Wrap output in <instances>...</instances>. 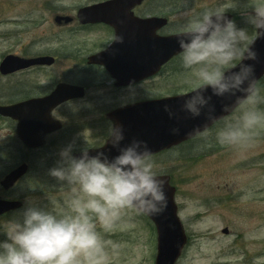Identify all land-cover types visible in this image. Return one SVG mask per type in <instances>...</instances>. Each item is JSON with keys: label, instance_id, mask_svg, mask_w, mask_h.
Instances as JSON below:
<instances>
[{"label": "clouds", "instance_id": "1", "mask_svg": "<svg viewBox=\"0 0 264 264\" xmlns=\"http://www.w3.org/2000/svg\"><path fill=\"white\" fill-rule=\"evenodd\" d=\"M239 3L232 0L227 7L186 13L187 22L177 42L191 92L178 102V108L163 105L169 119L203 116L206 127L221 119L214 97L222 101L234 97L237 104L249 105L233 122L216 131L220 145H237L264 126V110L255 107L257 65L264 64V55L255 42L264 38V0L244 4L241 15L250 27L238 26L227 15ZM117 39L122 42L123 37ZM233 107L227 102L221 105L224 113ZM170 131L179 134L180 128L175 126ZM107 137L111 148L94 155L87 139L79 156L74 155V143L60 149L56 166L48 174L60 182V188L68 190L64 201L68 211L27 201L19 214L0 228L5 237L0 239V264H105L107 257L95 221L109 229L125 210L143 216L166 211L167 181L155 169L148 142L134 138L125 144L124 126L115 122H110ZM112 149L118 154L110 156Z\"/></svg>", "mask_w": 264, "mask_h": 264}, {"label": "flooded vegetation", "instance_id": "2", "mask_svg": "<svg viewBox=\"0 0 264 264\" xmlns=\"http://www.w3.org/2000/svg\"><path fill=\"white\" fill-rule=\"evenodd\" d=\"M112 1L115 0H91L73 6L72 10L61 4L45 5L46 10L39 17H30L28 24L33 27L34 23L36 29L26 34V51L16 53L11 50L0 55V108H18L30 103L43 114L47 111L48 97L60 91L51 111V119L57 129L42 138L39 148L29 147L19 137V120L0 114V124H9L6 129L0 127V156H13L16 141L23 156L18 163L0 164V200L25 204V195H30L32 189L39 193L46 189L42 182L39 188L35 182H32V189L29 187L33 181L32 168L13 187L3 185L20 163L27 162V155L42 154L41 151L44 153L49 148H63L74 143V155L79 156L80 149L86 146V139L93 147L90 153L102 150L99 148L106 149L110 146L107 145L110 122L118 124L129 119L132 124L131 120L138 121L132 116L123 117L118 111L191 92L185 83L188 75L175 80L177 71H184L182 64L178 63L180 53L153 72L160 62V54L173 50L170 45H160L161 39L179 35L187 22L186 13L195 15L217 6L171 4V0L99 6ZM102 9L124 13L107 12L101 15L99 12ZM227 14L232 15L236 22L239 20V14L232 11ZM160 19L165 21L161 25ZM118 37H123L122 42ZM142 37L147 38L146 43L140 42ZM9 57L34 63L3 73L1 67ZM51 70L57 77L49 87L47 74ZM162 77L168 78L167 83L164 84ZM176 82L181 83L182 89H176ZM89 104L91 107L87 106ZM24 107L26 110L27 106ZM30 113L36 115L35 110ZM219 125L216 123L183 145L155 154L153 159L182 147H193ZM5 130L10 136L1 139ZM209 144L217 148L216 140L209 138ZM16 212L0 216V221H10Z\"/></svg>", "mask_w": 264, "mask_h": 264}, {"label": "rangeland", "instance_id": "3", "mask_svg": "<svg viewBox=\"0 0 264 264\" xmlns=\"http://www.w3.org/2000/svg\"><path fill=\"white\" fill-rule=\"evenodd\" d=\"M89 2L91 0H0V55L11 50L26 51V34L36 29L34 23L33 27L28 24L30 17H39L45 12V5L61 4L72 10L73 6ZM246 2L240 0L238 8L229 10L240 15L237 21L240 27H250L241 15ZM174 3L227 7L232 0H171V4ZM184 75H188L185 69L177 71L175 80ZM47 76L50 87L57 76L54 70ZM161 80L165 84L168 78ZM182 87L176 82L177 90ZM255 100V107L264 110V81ZM248 106L245 104L193 147H182L153 159L159 173L172 177V185L177 189L179 216L190 240L178 264H264V126L253 130L237 145H220L216 141L217 148H212L209 144V138L216 140L220 127L233 122ZM8 126L0 124L3 129ZM9 136L5 130L1 139ZM60 149L56 146L44 153L41 151L42 154L27 155L26 160L33 170L29 187L32 189L35 182L39 188L42 182L46 189L43 193L32 189L30 195H25V203L68 211L64 203L68 190L60 188V182L48 174V170L56 166ZM22 158L16 141L14 155L0 156V164L18 163ZM8 222L1 220L0 228L6 227ZM95 223L107 257L105 264H155L156 233L146 216L125 210L109 229L98 220ZM224 229H229L228 235L222 233ZM4 238L0 234V239Z\"/></svg>", "mask_w": 264, "mask_h": 264}, {"label": "water", "instance_id": "4", "mask_svg": "<svg viewBox=\"0 0 264 264\" xmlns=\"http://www.w3.org/2000/svg\"><path fill=\"white\" fill-rule=\"evenodd\" d=\"M142 1L143 0H115L108 3H102L99 6H123L140 4ZM107 12L124 13V11L109 9H102L99 13L101 15H104ZM229 17L232 18L231 16ZM164 22L165 21L162 19H160L159 21L160 25ZM145 39L147 38L142 37L140 42L146 43ZM177 39L178 36L166 38L164 40L161 39L160 45H170L173 50L169 53L167 52L166 54H160V62L156 65V69L153 72L158 71V69L173 55H177L180 53L181 49L179 48ZM255 47L258 51L261 52L262 55H264V38L257 39L255 42ZM146 62L147 60L144 59V63ZM246 62L251 63V61ZM29 63L34 62L20 61L17 58L9 57L3 63L1 70L3 73H8L12 69L27 67ZM256 77L255 89L258 82L264 77V64L257 65ZM59 93L60 91L57 90L52 96L48 97L46 104L47 111H43V114H40V111H37L38 108H35L34 105H29L30 103L22 105L23 107L18 108H0V114L19 120V137L29 147L38 148L42 146V138L46 134L57 129V126L53 123L50 117V112L56 105L55 97ZM209 94H211L210 89ZM186 96L187 95L176 98H169L162 101L147 102L143 103V105H138L132 108L118 111V113H120L123 117L132 116V119L138 120L137 122L131 120V122H133L132 124L129 122V119H127V121L121 120L118 123L120 125H123L125 129L126 139L124 143H129L134 138L145 140L148 142L152 153L156 154L193 138L195 135L199 134L195 131L196 129L202 130L201 132L209 129L212 124H208V126L206 127L207 122L203 116L197 119H169L168 113L163 110V105L168 103L178 108V102H181ZM225 102L232 103L234 105L231 112L224 113L222 111L221 105ZM213 103L216 105L217 116L221 117V119L230 115L238 106L241 105L236 103L234 97L227 98L223 101L219 98L214 97ZM24 106H27L26 110ZM33 110H35L36 115L30 113ZM24 111H26V114H24ZM175 126H178L180 128L179 134L171 133L170 129ZM110 148L111 144L106 149H102V151H108V149ZM95 153L96 152L90 154L94 155ZM117 154L118 153L116 149H112L109 153L110 156H115ZM28 169L29 166L27 164L19 166L6 178L3 185L6 188L12 187L19 180V178L27 173ZM163 177L167 181L166 190L168 195V207L163 214L148 217L152 222L155 223L158 230V255L156 264H175L181 256L182 251L187 243V237L182 223L178 217V208L175 203L176 189L170 184L171 177ZM21 206L22 205L19 202H6L0 200V216L11 210L19 209ZM224 233L227 234V230H225Z\"/></svg>", "mask_w": 264, "mask_h": 264}]
</instances>
